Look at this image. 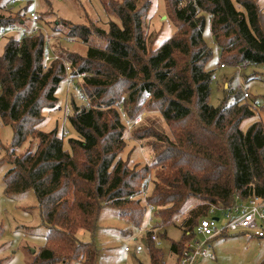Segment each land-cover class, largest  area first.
I'll return each instance as SVG.
<instances>
[{"label":"trees","instance_id":"1","mask_svg":"<svg viewBox=\"0 0 264 264\" xmlns=\"http://www.w3.org/2000/svg\"><path fill=\"white\" fill-rule=\"evenodd\" d=\"M9 1L0 0V28L27 18V2L12 5L18 9L14 13L7 7ZM98 1L115 20L105 28L90 20L81 24L64 20L52 7L46 10L50 0H39V22L50 41L56 40L50 46L59 57L46 70L41 67L40 41L34 44L15 36L2 41L0 121L13 129L9 150L2 148L8 150L11 164L3 177V191L9 196L32 190L36 196L40 219L49 232L35 264H53L57 256L64 263L94 264L96 250L76 237L78 232H91L101 209L109 204L131 207L128 213L121 211L133 227L127 232L129 239L144 224L147 205L155 207L154 225L138 237L146 264H164L151 237L156 228L175 226L179 219L182 234L169 246L178 264L185 245L194 238V227L207 217L210 207L220 214L250 198L264 200V122L240 129L254 110L264 113V105L247 104L238 92L231 104H208L213 78L203 67L212 53L202 39L208 21L223 63L264 67V11L255 0H182L181 5L167 0V18L175 20V34L148 55L143 29L149 3L144 1L138 8V0ZM47 11L54 18L51 23L42 19ZM62 40L84 45L86 52L78 56L65 51ZM67 63L71 76L84 74L77 82L88 107L70 99L66 122L76 137L67 140L65 149L56 129L46 133L35 125L41 108L53 109ZM139 96L147 99L140 104ZM144 103L148 112L161 117L169 134L142 129L141 121L133 126L129 141L146 142L153 158L150 164L129 167L118 157L127 130L119 109L132 122L144 114ZM27 139L34 147L16 155ZM148 183L152 188L141 207L139 199L129 197L141 194ZM193 197L197 205L183 210ZM62 237L65 256L57 243ZM160 237H166L165 232Z\"/></svg>","mask_w":264,"mask_h":264},{"label":"rangeland","instance_id":"2","mask_svg":"<svg viewBox=\"0 0 264 264\" xmlns=\"http://www.w3.org/2000/svg\"><path fill=\"white\" fill-rule=\"evenodd\" d=\"M117 2L121 0H115ZM148 2L150 7L147 11L146 23L144 24V34L147 36V51L151 55L156 48L164 41L171 39L176 31V22L167 18L170 14V7L167 0H138V8L142 6V2ZM258 7L264 11V0H255ZM7 7H12V12L17 13V8L6 3ZM22 4V3H20ZM19 4V5H20ZM50 10L57 13L59 17L64 20L72 21L75 24H81L83 21L90 20L97 22L100 27L105 28L107 23L113 19V16H107L98 0H50ZM39 6V4H38ZM39 6V11H40ZM42 10V9H41ZM38 11V12H39ZM56 11V12H55ZM28 15V13H27ZM39 15V13H38ZM51 17H53L51 15ZM48 16V11L43 14L42 19L47 22H52L54 18ZM109 17V18H108ZM115 21V20H114ZM116 22H118L116 20ZM42 24V23H41ZM46 33V32H45ZM202 39L211 49V58L205 62L203 68L210 71L213 81L210 84L208 104L212 107H218L224 101L227 104L233 102V96L240 93V98L247 104H252L254 107L264 105V67L236 64L230 66L223 63L219 58L218 49L213 44L211 32H209V24L206 22L203 28ZM32 43L39 42V38L29 39ZM56 42V40H52ZM50 41V44H51ZM61 47L65 51L76 53L78 56L84 55L86 47L79 45L70 40L61 41ZM221 44L225 40L221 38ZM58 44V42H57ZM4 42L0 44V54L2 52ZM225 54L224 56H226ZM227 59H229L227 57ZM186 60V59H185ZM223 64V65H222ZM117 91V90H116ZM244 95H247L246 97ZM71 96V97H70ZM146 96V95H145ZM139 96L136 102L140 103L146 100L147 97ZM57 98L53 109L48 110L41 108V119L35 125V129L42 132H51L53 129L57 130V135L62 138L64 148H67V140L75 138L76 134L69 124L64 120V107H70V99L73 97L77 104H80L78 97H75L74 92L66 82H62L55 92ZM144 97V98H142ZM143 103V102H142ZM141 104V103H140ZM121 110V109H120ZM141 111L144 113L140 118L141 128L150 127L158 132H165L169 134L168 126L162 121L156 113L148 112L145 103L141 105ZM261 120L264 122V113L254 110V115L251 118L245 119L241 122L240 129L245 131L252 122ZM192 124V119L190 120ZM132 127L127 128L124 141L125 147L120 152L119 156L122 161H126L128 166H137L138 168L152 161L151 146L146 142L129 141L128 132ZM65 133V134H63ZM13 137V129L10 125H3L0 121V264H35L39 250L46 246L48 229L42 224L39 211L37 208L36 196L32 190L25 191L22 194H14L6 196L3 191V177L4 174L11 168L9 160L6 159L5 151H8ZM27 139L23 146L15 150L16 155H21L23 151L29 146ZM5 147L8 150H2ZM8 153V152H7ZM4 159V161H2ZM155 171H152L150 176L153 178ZM147 196L151 191V183L146 185ZM142 194V193H141ZM141 194L135 195V199H139L140 206H144L145 197ZM198 201L193 198L186 200L183 210H191L196 206ZM130 206H120L114 208L113 205H106L101 209L95 227L90 232H78L77 239L81 242L89 243L96 250L94 264H146V252L136 255L134 253L133 243L127 236V232L132 230L131 225H127L122 218L123 213H128ZM133 208V206H132ZM122 211V214H121ZM132 211V210H131ZM220 221L219 226L224 225V220L218 213H213ZM186 213L181 217V220L186 218ZM182 222V221H181ZM180 221L175 225L166 226L163 228H156V236L158 248L161 251V262L164 264H175V256L170 251V244L173 241H178L182 234L179 227ZM165 232L166 237L163 239L160 234ZM201 240V238H200ZM65 237H62L57 243L63 249V255L67 253L66 244L63 243ZM258 239L250 238L245 234L226 233L224 236L211 239L210 245L214 254V259H202L195 264H247V257L253 251L250 245H254ZM251 243L250 245L247 244ZM261 242L259 241V244ZM68 247V246H67ZM125 247L130 248L131 252L126 253ZM60 248V250H61ZM58 251L56 250V253ZM60 255V252L57 253ZM62 255V256H63ZM59 258V261H58ZM63 258L57 256V262L53 264H77L76 262L64 263Z\"/></svg>","mask_w":264,"mask_h":264},{"label":"built area","instance_id":"3","mask_svg":"<svg viewBox=\"0 0 264 264\" xmlns=\"http://www.w3.org/2000/svg\"><path fill=\"white\" fill-rule=\"evenodd\" d=\"M60 1V0H55ZM28 3V15L25 21H20L19 24H11L0 28V43L5 40L8 36H15L19 40L22 38L26 39H36L39 38L43 46V59L41 67L43 70L48 68V65L52 60L58 59V55L52 51L50 46V38L46 36V33L39 22L38 11H39V0H11V5H19L20 3ZM182 0H178V3L181 5ZM66 78L65 82L70 86L72 91L75 94V97H78L80 104H85L88 107V100L86 97L82 96L80 93V88L78 86V80L84 76V74L73 77L69 74L68 63L64 64ZM245 97L247 95H244ZM120 111V115L124 120V126L127 128L133 127L140 122V118H136L132 122L126 120L125 113ZM64 120L69 115V107H64ZM65 134V133H63ZM146 190L142 192V196L146 198ZM136 196L131 195L130 200L134 199ZM155 207L153 205H147L146 220L142 226L137 228L136 234L130 238V241L133 243L135 248L134 253L136 255L141 254L144 251L141 244L138 241V237L141 234L148 232L155 223L156 217L154 216ZM216 213V210L213 207H210L207 211V217L200 219L196 226L194 227V238L185 245V249L182 251L178 259V264H195L196 262L202 259H213L214 256L210 252V246L208 242L210 239L220 237L226 233H245L251 235L252 237L258 239L261 243V247L264 249V200L260 198H250L245 200L236 206L220 212L219 215L223 217L224 225L219 226L217 223L220 219L213 215ZM217 219V220H215ZM179 221V219H178ZM177 221V223H178ZM155 232V231H154ZM201 238V240H200ZM152 241L157 246L159 243L157 241L156 232L151 237ZM124 251L130 253L131 250L128 247H125Z\"/></svg>","mask_w":264,"mask_h":264},{"label":"crops","instance_id":"4","mask_svg":"<svg viewBox=\"0 0 264 264\" xmlns=\"http://www.w3.org/2000/svg\"><path fill=\"white\" fill-rule=\"evenodd\" d=\"M233 234L239 235V234H245V233H239V234L238 233H233ZM224 235H222V236H224ZM245 235H247V234H245ZM248 237L253 238L251 235L250 236L248 235ZM256 243H257V245L256 244L250 245L251 243L247 242V244L250 245L251 248H253V251L247 257V264H264V249L259 244V241H256ZM208 246H210V248H209L210 252L213 254L212 246L210 245V242H208ZM213 256H214V254H213Z\"/></svg>","mask_w":264,"mask_h":264},{"label":"water","instance_id":"5","mask_svg":"<svg viewBox=\"0 0 264 264\" xmlns=\"http://www.w3.org/2000/svg\"><path fill=\"white\" fill-rule=\"evenodd\" d=\"M215 220H217V219H215Z\"/></svg>","mask_w":264,"mask_h":264}]
</instances>
